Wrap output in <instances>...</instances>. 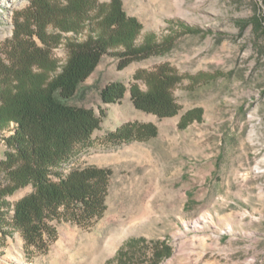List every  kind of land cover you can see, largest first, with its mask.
Here are the masks:
<instances>
[{
	"label": "rangeland",
	"instance_id": "1",
	"mask_svg": "<svg viewBox=\"0 0 264 264\" xmlns=\"http://www.w3.org/2000/svg\"><path fill=\"white\" fill-rule=\"evenodd\" d=\"M121 2L139 20L143 33L168 40L164 52L120 70L116 57L104 56L68 101L104 116L89 145L78 148L59 173L64 177L71 169H110L105 210L85 225L50 222L52 232L43 235L39 249L11 226L14 205L33 192L31 185L18 188L6 197L10 208L0 229V264H150L153 248L168 252L157 264H264L260 0ZM29 6L30 0H0V61L9 68L17 45L42 47L36 38H26L34 29L28 22L21 43L14 41ZM55 33L48 29L51 38ZM74 37L67 33L57 45L51 41L50 54L58 66L66 60L65 38ZM163 66L183 77L172 89L178 113L169 118L136 110L128 92L133 83L147 89L135 75L143 78ZM112 82L123 83L127 92L119 103L102 104L100 90ZM197 109L201 121L179 128L182 116ZM126 123L151 124L156 135L144 141H107L109 133ZM11 134L10 129L0 135V164L11 151L5 142ZM52 179L59 181L57 176ZM6 184L0 172V185ZM133 239L144 241L115 260Z\"/></svg>",
	"mask_w": 264,
	"mask_h": 264
},
{
	"label": "trees",
	"instance_id": "2",
	"mask_svg": "<svg viewBox=\"0 0 264 264\" xmlns=\"http://www.w3.org/2000/svg\"><path fill=\"white\" fill-rule=\"evenodd\" d=\"M260 3L264 8V0ZM23 18L15 31V43H21L28 22L34 29L28 30L26 38H36L42 47L25 49L21 43L12 49V67L0 61V135L5 130L12 131L5 139L11 151L0 164V172L8 181L0 185V229L10 208L6 197L31 185L33 192L14 205L11 226L22 233L28 245L41 249L43 235L52 232L50 222L85 225L100 218L105 210L110 169H71L64 177L59 173L78 148L89 145L104 116L102 111L97 115L92 109L70 105L68 101L104 56L116 57L120 70L133 61L164 52L168 39L159 41L154 33H143L141 23L125 12L121 0H30ZM254 22L261 26L259 20ZM49 28L57 32L53 38ZM67 33L75 37L65 38L67 56L65 63L58 66L50 54L51 41L57 45L62 34ZM182 79L165 66L143 78L137 74L134 80H143L147 89L131 84L130 100L138 111L158 118L173 117L179 108L172 89ZM126 92L123 83H109L100 90L101 103H119ZM201 114L200 109L188 111L179 128L192 121L200 122ZM156 132L151 124L126 123L109 133L107 141H144ZM55 176L58 182L52 179ZM143 241H128L114 259H124L125 252ZM166 255L168 252L153 248L150 264H157Z\"/></svg>",
	"mask_w": 264,
	"mask_h": 264
}]
</instances>
